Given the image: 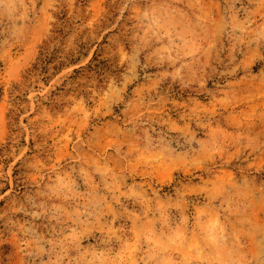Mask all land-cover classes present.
Here are the masks:
<instances>
[{"label": "rangeland", "instance_id": "rangeland-1", "mask_svg": "<svg viewBox=\"0 0 264 264\" xmlns=\"http://www.w3.org/2000/svg\"><path fill=\"white\" fill-rule=\"evenodd\" d=\"M0 264H264V0H0Z\"/></svg>", "mask_w": 264, "mask_h": 264}, {"label": "trees", "instance_id": "trees-1", "mask_svg": "<svg viewBox=\"0 0 264 264\" xmlns=\"http://www.w3.org/2000/svg\"><path fill=\"white\" fill-rule=\"evenodd\" d=\"M52 52L49 51L48 47H47V43L44 44V46L41 48L38 57L36 59V63H34L33 65V69L40 71L42 73H47V65L51 62V60L53 61V56H51ZM95 60V58H94ZM93 61V60H92ZM78 70H80V68L75 69L74 72H77ZM44 79H46L44 77Z\"/></svg>", "mask_w": 264, "mask_h": 264}]
</instances>
